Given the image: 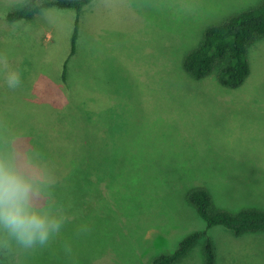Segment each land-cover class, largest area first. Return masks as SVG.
<instances>
[{"label":"rangeland","instance_id":"1","mask_svg":"<svg viewBox=\"0 0 264 264\" xmlns=\"http://www.w3.org/2000/svg\"><path fill=\"white\" fill-rule=\"evenodd\" d=\"M261 2L92 0L79 14L47 7L49 24L38 12L9 21L20 6L0 0V52L24 70L16 91L0 75V122L47 157L67 217L48 247L2 253L1 264H152L202 230L216 264H264V230L207 229L188 201L204 188L211 211L264 212V36L250 44L237 89L182 67L208 27ZM204 242L173 264H203Z\"/></svg>","mask_w":264,"mask_h":264},{"label":"clouds","instance_id":"2","mask_svg":"<svg viewBox=\"0 0 264 264\" xmlns=\"http://www.w3.org/2000/svg\"><path fill=\"white\" fill-rule=\"evenodd\" d=\"M6 6H31V0H5ZM54 10L38 7V15L55 23ZM14 22L13 27L17 26ZM0 75L12 91L24 84V70L0 52ZM58 177L47 157L24 134L0 122V253H30L48 247L63 233L67 217L55 195ZM87 231L79 229V234ZM64 252L72 247L65 242Z\"/></svg>","mask_w":264,"mask_h":264},{"label":"trees","instance_id":"3","mask_svg":"<svg viewBox=\"0 0 264 264\" xmlns=\"http://www.w3.org/2000/svg\"><path fill=\"white\" fill-rule=\"evenodd\" d=\"M92 0H31V6L20 7L10 12L6 17L9 21L29 19L38 12V7L56 6L64 9H74L77 14ZM264 36V0L254 9L243 11L230 17L225 22L208 27L197 48L189 52L182 61V67L195 80L203 79L211 72H216L218 83L227 89H237L243 85L250 73L247 50L258 37ZM79 38L78 16L74 22L71 36L69 57L77 52ZM65 61L62 81L67 80V65ZM188 201L193 205L198 215L205 220L206 228L223 226L235 235L245 231L264 230V212L257 210H242L229 214L223 210H210L209 192L204 188H196L188 193ZM201 238L203 245V264H216V253L213 243L207 236V231H195L184 237L175 251L156 257L152 264H173L179 260ZM3 259L0 253V264Z\"/></svg>","mask_w":264,"mask_h":264}]
</instances>
